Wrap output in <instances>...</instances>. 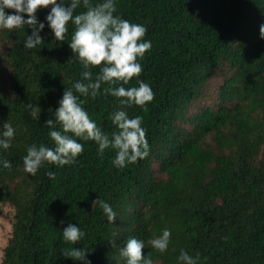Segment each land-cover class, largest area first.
<instances>
[{
  "label": "trees",
  "instance_id": "16d2710c",
  "mask_svg": "<svg viewBox=\"0 0 264 264\" xmlns=\"http://www.w3.org/2000/svg\"><path fill=\"white\" fill-rule=\"evenodd\" d=\"M116 5V14L147 28L152 48L139 60L138 79L155 93L147 111L124 108L130 118H143L149 142V155L124 168L113 165L115 150L101 157L94 141L78 139L84 151L74 164L46 163L35 176L24 171L28 146H55L45 122L55 120L83 66L78 58L67 62L75 55L74 25L63 42L55 40L46 21L50 8L37 12L44 42L34 49L24 47L28 25L0 29V132L4 122L16 129L11 147L0 148V161L12 165L0 163V204L15 211L1 264H85L62 255L72 247L89 252L91 264H126L120 249L130 238L145 241L143 253L154 264H180L181 249L198 253V264H264V0ZM91 70L93 78L100 72ZM124 86H138L137 78ZM81 99L102 130H116L111 113L121 107L118 98ZM29 102L42 108L39 120ZM98 198L113 208L114 223L99 205L93 208ZM69 224L86 233L75 245L63 239ZM166 228L170 243L160 253L147 242Z\"/></svg>",
  "mask_w": 264,
  "mask_h": 264
},
{
  "label": "clouds",
  "instance_id": "9594fccd",
  "mask_svg": "<svg viewBox=\"0 0 264 264\" xmlns=\"http://www.w3.org/2000/svg\"><path fill=\"white\" fill-rule=\"evenodd\" d=\"M0 0V29L14 30L28 25L32 29L26 37L24 47L34 49L44 42L41 32L45 23L37 18L38 10L50 8L46 16L48 26L54 33L55 40L63 42L69 31L68 25H74V32L69 46L75 54L67 62L77 59L83 66L82 79L72 88H66L59 107L55 110V120L49 118L45 126L51 129L49 136L54 141V147L33 143L27 147L23 157L24 171L35 176L37 171L47 164L59 167L74 164L77 157L83 153L84 145L79 140L94 141L98 145V155L103 157L106 149L115 150L112 160L116 168H124L134 164L149 155V142L143 118H130L125 106L137 105L144 108L152 102L155 93L150 85L139 76L143 67L139 60L152 48L150 40H144L147 28L142 24L132 23L117 13L116 0ZM82 9L81 11H77ZM6 10H13L9 14ZM25 14L27 19H25ZM260 36L264 39V24L260 26ZM99 67L100 72L93 78L92 68ZM133 78H137L138 86L126 88ZM106 85V86H104ZM102 86H104L102 88ZM77 93L79 95H77ZM101 94L111 95L119 99L120 108L111 113V120L116 130L110 135L98 126L84 104L87 100L81 97L97 99ZM27 109L33 119H40L42 108L39 104L27 103ZM49 111H52L49 109ZM57 125L61 130H56ZM0 132V148L7 150L15 137L16 129L11 123L4 122ZM4 168L11 169L8 160L0 161ZM50 179H55L54 172L46 173ZM99 205L108 217L109 223L116 221L113 208L100 198L93 201V208ZM86 233L75 224H69L63 229L65 242L77 244ZM171 231L164 229L162 234L149 240L154 249L160 253L167 251ZM115 247V241L111 242ZM145 241L130 238L126 247L120 249V255L126 258V264H154L151 253L144 255ZM88 253L83 248L72 247L65 249L62 255L77 261L91 264L87 259ZM180 264H198L199 254L195 257L183 249L178 256Z\"/></svg>",
  "mask_w": 264,
  "mask_h": 264
},
{
  "label": "rangeland",
  "instance_id": "374dc122",
  "mask_svg": "<svg viewBox=\"0 0 264 264\" xmlns=\"http://www.w3.org/2000/svg\"><path fill=\"white\" fill-rule=\"evenodd\" d=\"M228 100L232 103L236 102L234 99ZM215 102H217V100H215ZM14 212V209L8 203L0 204V264L3 261L4 250L8 244V241L12 237L14 227Z\"/></svg>",
  "mask_w": 264,
  "mask_h": 264
}]
</instances>
